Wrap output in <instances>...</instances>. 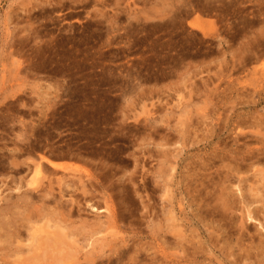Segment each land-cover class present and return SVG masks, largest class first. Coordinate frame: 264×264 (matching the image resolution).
<instances>
[{
    "label": "rangeland",
    "instance_id": "374dc122",
    "mask_svg": "<svg viewBox=\"0 0 264 264\" xmlns=\"http://www.w3.org/2000/svg\"><path fill=\"white\" fill-rule=\"evenodd\" d=\"M49 175L97 224L70 264H264V0H0V218Z\"/></svg>",
    "mask_w": 264,
    "mask_h": 264
},
{
    "label": "bare ground",
    "instance_id": "6f19581e",
    "mask_svg": "<svg viewBox=\"0 0 264 264\" xmlns=\"http://www.w3.org/2000/svg\"><path fill=\"white\" fill-rule=\"evenodd\" d=\"M239 134L240 133L237 134V138L239 137ZM158 146L163 147V145H158ZM161 152H162V154H161ZM160 154L163 158H166L168 155V151L162 150V151H160ZM232 154H234L235 157L243 156V154H241V152H239V150H237L236 148L234 149ZM41 160L42 161H40V162H34L33 161L32 164L35 163V165H33V167L35 168L34 174L43 175L44 171L46 169H48V170L51 169L52 170L51 173H57L58 171H67L68 169H70L69 166L66 165L65 163H61V162L58 163V162L49 160L45 157H41ZM16 163L17 162H15L14 164H16ZM165 163H166V161L164 160L161 164L162 170H161L160 176L163 179L165 178V176H164ZM22 165H23V163H22ZM20 167L19 168H18V166L16 167V168H18L17 169L18 173H21L24 169V168H22V166H20ZM166 169H168V168H166ZM71 171H74V169H71ZM45 172H47V171H45ZM86 177H88V175ZM232 177H233V175L229 174V172H227L225 175V178H227L229 181H231L230 178H232ZM257 177H259V176H257ZM48 179L50 182L48 189L42 191L41 193L39 192V197L36 198V196H38L37 192H35V193H32L30 191L22 192L24 204H26L25 202H28V200H29V203L33 207L32 209L28 208L27 205L25 206L27 208H21V206L18 207L15 205V203H12V205L11 204L5 205L6 207H5V210H3L2 214L7 213V215L4 214V216L6 215V217L9 216L8 214H14L15 219H13L11 217V219H13L14 221L13 220L12 221L7 220L8 221L7 222V221H4L5 219L0 218L1 219L0 220V240L2 241V242L0 241V243H1L0 244V264H55L56 262H58L59 264L60 263L61 264H64V263L70 264V263L74 262V261H72L73 257H77V255H78L77 254L78 251H74L77 249H74L72 251L70 250L71 253L69 254V256L64 255L65 256L64 257V256H62L64 254L63 253L62 255L57 254L60 256V257H58L56 255V253L62 247V246L59 247V245L67 242V239H71V242H73V245H74V243L77 240L76 239L77 237H79L80 235L86 237L87 232L88 233L90 232L88 230L86 232L85 229H90L91 233H93V229L97 224L96 225H94L95 223L90 224L89 222H87L86 219H82V218H80L81 216H78V215H80V214H78V212L80 211L81 204H80V206H78V205L81 202L78 200H70V199H69L70 201H68V199L65 200L68 189L73 188L75 191H77L78 189L80 191H82L81 188L84 189L85 182H84L83 177L73 176L71 178H65V179H60V178L52 179V178H50V175H49ZM261 180L263 181V179H260V181ZM236 181L239 183V185H241L243 182L246 181V179L237 177ZM256 181H258V180H256ZM80 184L83 187H80L81 186ZM228 186H229V184H228ZM253 186L255 187V185H253ZM253 188H251V191H253ZM87 190L88 189L83 190V193L86 196L88 195V197H85V202L83 203V205H85L91 211H94V212L99 211L98 207L92 202L95 199V196L89 195L88 192H86ZM223 190L225 191L226 188H224ZM223 190H221V191H223ZM219 191H220V189H219ZM224 191L222 192V200H223V198L225 199V197H224L225 192ZM167 192L169 193L170 190H168ZM257 193H258V190H257ZM29 196L31 198H29ZM241 197H242V200L240 202L243 203L247 207V208L242 210L241 220L242 221L247 220V219L254 220V217L252 215V210L250 209L252 207V205L254 204L253 203L254 200H252V199L249 200L247 198V195L244 192H241ZM18 199H19V197H18ZM69 202L72 205L71 208H67ZM107 202H108V199H106V203ZM7 203H9V202H7ZM50 204H55L56 206H54L53 209H50V207H49ZM163 204L164 203H162V207L165 208V206ZM74 206H78L79 208H77L75 210ZM226 206L228 207V202H226ZM14 208H16V209L21 208V211L16 210ZM81 209H83V208L81 207ZM107 211L109 212V214L107 215V220H106L107 221L106 222L107 223V229H109V228L115 229L117 227V225H116L117 224V219H116L117 217H116V214L114 213V209L107 207ZM169 212H170V210H169ZM0 214H1V212H0ZM173 215L174 214L171 213V217H168V218H167V216H165L164 218H167V221L165 220V223L166 222L167 223L172 222L174 224L175 218ZM2 218H4V217H2ZM7 219H9V218H7ZM40 222L44 223V227L42 228V229H45V230H42L44 233L40 229V231L43 233L42 235H44V236L40 235L41 237L40 236L37 237L38 235H35V232H37V230H35V231H33V230L35 228V225L37 223H40ZM174 227L176 228L175 225L174 226L172 225L171 228L174 229ZM163 232H164L163 238H165L166 237L165 236L166 231L163 230ZM167 232H168V230H167ZM171 232H172V230H171ZM172 234L174 235V232L171 233V235ZM26 235L29 238V240H28V238L27 239L25 238V239L29 242L31 241L32 244L22 243L24 236H26ZM172 237H175V236H172ZM78 241L79 240H77V242ZM75 245H76V243H75ZM71 246H72V244H71ZM24 247H26L27 252L25 251L26 249ZM65 248H66V246H65ZM77 248H78V246H77ZM72 249H73V246H72ZM63 251H65V249ZM73 251L75 253H73ZM164 252H165V249L163 248L162 249V258L166 257V254ZM59 253H61V251H59ZM54 254L57 257H55ZM58 258H60V259H58ZM197 258H194V260Z\"/></svg>",
    "mask_w": 264,
    "mask_h": 264
}]
</instances>
